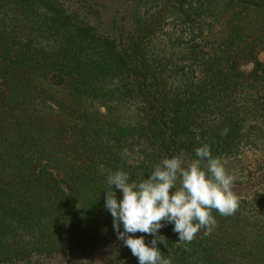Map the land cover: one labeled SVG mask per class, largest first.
Segmentation results:
<instances>
[{
	"label": "trees",
	"instance_id": "trees-1",
	"mask_svg": "<svg viewBox=\"0 0 264 264\" xmlns=\"http://www.w3.org/2000/svg\"><path fill=\"white\" fill-rule=\"evenodd\" d=\"M262 51L264 0H0V264H138L107 173L140 180L205 144L238 207L188 243L165 224L158 246L172 264H264Z\"/></svg>",
	"mask_w": 264,
	"mask_h": 264
},
{
	"label": "clouds",
	"instance_id": "clouds-1",
	"mask_svg": "<svg viewBox=\"0 0 264 264\" xmlns=\"http://www.w3.org/2000/svg\"><path fill=\"white\" fill-rule=\"evenodd\" d=\"M234 181L205 144L196 147L194 158L187 162L179 154L163 157L140 180L122 169L109 171L103 206L112 217L117 239L130 249L138 264H172L158 246L166 240L159 229L172 224L177 240L185 243L200 229L207 235L216 224L213 210L223 216L236 211ZM114 189L121 193L119 198ZM138 232L152 238L146 243L144 235H134Z\"/></svg>",
	"mask_w": 264,
	"mask_h": 264
},
{
	"label": "rangeland",
	"instance_id": "rangeland-1",
	"mask_svg": "<svg viewBox=\"0 0 264 264\" xmlns=\"http://www.w3.org/2000/svg\"><path fill=\"white\" fill-rule=\"evenodd\" d=\"M258 58L260 59V60H264V51H262V52H260L259 53V55H258ZM252 63L251 62H249V63H247L245 66H243V69L244 70H250L251 68H252ZM258 157H260V158H264V151H262V152H259L258 154H256V155H253V156H250V159H249V162L252 164V162L255 160V159H257ZM248 169H250L249 167H247V168H245L244 170V173H247V170ZM236 176V175H235Z\"/></svg>",
	"mask_w": 264,
	"mask_h": 264
}]
</instances>
